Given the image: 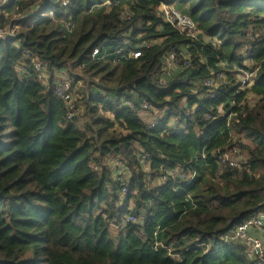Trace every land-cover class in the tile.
I'll use <instances>...</instances> for the list:
<instances>
[{"label": "trees", "instance_id": "trees-1", "mask_svg": "<svg viewBox=\"0 0 264 264\" xmlns=\"http://www.w3.org/2000/svg\"><path fill=\"white\" fill-rule=\"evenodd\" d=\"M58 2L12 0L2 16L5 26L20 25L22 50L0 42V264H255L241 243L221 237L264 211V0H71L63 12ZM161 3L180 8L219 45L184 38L156 15ZM52 10L75 24L72 33L49 18ZM127 39L134 47L161 42L139 59L92 60L96 48L99 57L113 54ZM178 47L189 49L193 67L163 86L162 59ZM23 50L40 56L51 82L68 78L74 88L77 69L92 79L83 130L77 119L65 122L52 87L18 72ZM242 72L256 77L239 91ZM219 75L225 79L210 100L204 82ZM124 100L148 102L169 118L148 130L139 114L119 109ZM220 106L239 114L229 127ZM175 117L185 130L170 131ZM220 151L245 159L250 173L220 165ZM140 154L149 157L148 171ZM110 159L126 168V195ZM176 167L195 180L162 181ZM129 214L137 224H122Z\"/></svg>", "mask_w": 264, "mask_h": 264}, {"label": "built area", "instance_id": "built-area-1", "mask_svg": "<svg viewBox=\"0 0 264 264\" xmlns=\"http://www.w3.org/2000/svg\"><path fill=\"white\" fill-rule=\"evenodd\" d=\"M12 0H0V42L7 40L14 41V47L17 50H22L21 41L18 39V31L21 28L19 24H9L5 26L3 24L2 16L5 15V8L10 4ZM71 0H59L58 6L60 12L65 11L69 8ZM103 5L108 8L112 7V2L106 1ZM56 10L50 11L48 14L50 19L55 20L56 22H62L65 26L67 33H72L75 29V24L73 22H66L65 20L56 19ZM123 18L126 21H129L133 16L131 10L125 9L123 11ZM33 16L35 15L32 14ZM156 15L163 19V21L172 26L177 30L184 38L189 39L193 42L203 39L206 43H211L214 47L219 45V41L216 39L206 38L203 36L202 32L198 29L196 23L191 19V17L185 14L182 10L178 9L173 4L161 3L156 6ZM42 18H48L46 14L41 16ZM142 25L139 24L140 28ZM157 41L141 43L139 47H134L132 41L127 39L123 43V48H119L113 54H104L100 56V49L96 48L92 52V60L106 59L113 57L112 63L116 64L123 60L129 59H139L141 57V52L144 48H150ZM23 58L18 63V72L20 74L31 73L36 80L44 84L46 87H52L56 97L61 100L64 104L65 110V122L67 124L73 123L77 118L82 115L83 106L79 103V95L74 90L72 82L68 78H59L51 82V77L48 72V66L43 62L40 56L35 55L30 50H23ZM192 54L190 53L187 47H178L170 49L163 57V73L161 74L160 81L162 85H167V81L171 79L178 71L182 69H189L193 67ZM247 77L245 78V76ZM244 76V74H242ZM244 77L239 75V91H243L246 87L252 85L253 80L256 77L255 73H246ZM241 77V78H240ZM244 78V79H242ZM225 79L224 75H219L216 77H210L205 80L204 86L206 87V97L210 100L216 99V88L223 82ZM100 96L107 101L112 103L117 102L116 98L111 97L106 92H100ZM235 101L232 102V105H235ZM249 105L254 106L249 102ZM119 109H129L133 113H137L141 116L143 120L145 117L148 118L144 122L146 129L151 130L159 126L161 120L168 119V110H157L148 102H139L134 103L129 100L121 101L119 104ZM221 117H225L226 125L229 127L232 123L233 118H237L238 113H232L226 115L223 107L218 108ZM204 118L207 121H213L217 118L212 114L204 113ZM220 118V117H219ZM145 120V119H144ZM170 131L179 132L186 129V123L180 118H171L170 119ZM202 159L206 158V153H202ZM216 159L219 164L222 166H228L232 169H246L247 173H250V168L245 167L243 163H246L245 159H239L238 157L232 156L230 153L217 152ZM139 162L144 167L146 171L149 170L150 161L149 157L146 154L139 155ZM108 163L115 170V178L122 186V194L126 195L128 192V184L125 176L126 168L124 164H121L119 161L109 160ZM196 178V173L192 171H187L184 167H176L172 170H167L164 175L161 177L162 181H174L180 184H191ZM138 219L134 215H126L122 219V224H137ZM253 232H256L260 236H257ZM223 244L231 243H241L247 251L250 259L255 262V264H264V211L257 213L253 216H250L242 224L238 225L231 232L223 235L221 237ZM174 257L179 258L178 255Z\"/></svg>", "mask_w": 264, "mask_h": 264}, {"label": "rangeland", "instance_id": "rangeland-1", "mask_svg": "<svg viewBox=\"0 0 264 264\" xmlns=\"http://www.w3.org/2000/svg\"><path fill=\"white\" fill-rule=\"evenodd\" d=\"M178 9H180V8H178ZM21 16H24V14H14L13 19L16 20V21L20 20L22 18ZM157 42L159 43V41H157ZM181 72L182 71H179L180 74H181ZM185 72L186 71H184V73ZM242 74H244V76H245L246 73L245 72L240 73V76L244 77V76H242ZM246 77H247V75L245 76V78ZM242 79H244V78H242ZM253 82H254V80H253ZM253 82H252V84H253ZM89 83L90 84L92 83V79H90L89 77H87L84 74H82L81 69H77V70L74 71V80H73L74 89L77 92V94L79 95V103L83 106L82 115L79 118H77V120H79V122H81L83 125H85V124H87L89 122V118H88V116L86 114L85 105L82 102L83 97H84L85 89L87 88V86H89L88 85ZM143 121L145 122L146 120L143 119Z\"/></svg>", "mask_w": 264, "mask_h": 264}, {"label": "crops", "instance_id": "crops-1", "mask_svg": "<svg viewBox=\"0 0 264 264\" xmlns=\"http://www.w3.org/2000/svg\"><path fill=\"white\" fill-rule=\"evenodd\" d=\"M159 42H161V41H159ZM63 72H65V70H63ZM63 72H60V73H59V75H61V77L65 75ZM65 73H68V72H65ZM257 99H258L257 96H253V95L249 96V102H250L251 104H255L256 101H257ZM144 119H145V120H148L147 117H145ZM78 124H79V126H80V128H81L82 130L85 128V125H86V124L83 125L81 122H78ZM253 233L256 234L257 236H260V235L257 234L256 232H253Z\"/></svg>", "mask_w": 264, "mask_h": 264}]
</instances>
